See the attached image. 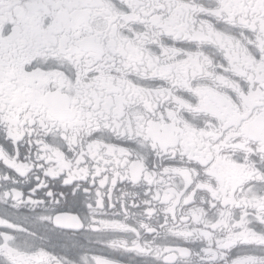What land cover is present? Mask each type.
<instances>
[{"label": "snow or ice", "instance_id": "obj_1", "mask_svg": "<svg viewBox=\"0 0 264 264\" xmlns=\"http://www.w3.org/2000/svg\"><path fill=\"white\" fill-rule=\"evenodd\" d=\"M0 264H264V0H0Z\"/></svg>", "mask_w": 264, "mask_h": 264}]
</instances>
